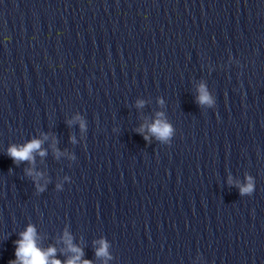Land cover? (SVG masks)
I'll list each match as a JSON object with an SVG mask.
<instances>
[{
    "label": "clouds",
    "instance_id": "9594fccd",
    "mask_svg": "<svg viewBox=\"0 0 264 264\" xmlns=\"http://www.w3.org/2000/svg\"><path fill=\"white\" fill-rule=\"evenodd\" d=\"M145 103L144 100H137L136 107L143 108ZM158 103L163 105L164 100L160 98L158 99ZM196 103L198 106L207 105L209 107H212L215 103L204 83H201L198 87ZM67 123L69 126L78 124L82 133L88 130L87 121L79 114L73 117L72 120L67 121ZM136 132L143 137L147 144H151L152 139L155 138V140L160 143L170 145L175 135V129L167 120L164 112H157L155 119L151 123L141 124L136 129ZM48 139L49 136L45 133L42 134V138L33 136L23 143H12L6 149V155L12 159L17 167L21 164L28 165V167L24 169V175L31 179L37 194L45 192L51 182L49 178L45 177L43 172L35 168L36 157L39 156L43 158L48 155L47 149L43 147L44 142ZM70 140L72 143H76L75 136H71ZM52 141L51 148L56 159H59L62 155H69V159H75L74 156L59 150L57 147L58 140L55 136L52 137ZM9 171H11V169ZM68 179V177H65V180ZM228 184L229 186L237 187L241 196H251L255 190V181L251 175H247L243 183L239 181L234 182L233 178L229 176ZM55 189L57 191H62L63 185L57 183ZM19 237L18 240L14 241L16 246L15 259L9 260L8 264H93L92 260L84 258L83 249L73 243V236L67 230L64 231L62 239L66 246V251L70 255H68V258L64 261L55 258L57 249L54 246H49L44 249L38 245V234L34 225L29 224L24 231L19 233ZM95 243L99 244V247L95 248V256L98 258H106L105 264H107V260L112 259L108 251L109 244L107 240L102 238Z\"/></svg>",
    "mask_w": 264,
    "mask_h": 264
}]
</instances>
